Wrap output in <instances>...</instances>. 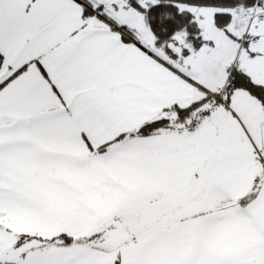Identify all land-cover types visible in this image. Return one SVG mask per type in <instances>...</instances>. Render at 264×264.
<instances>
[{
	"label": "snow or ice",
	"instance_id": "6c2138e0",
	"mask_svg": "<svg viewBox=\"0 0 264 264\" xmlns=\"http://www.w3.org/2000/svg\"><path fill=\"white\" fill-rule=\"evenodd\" d=\"M0 264H264V0H0Z\"/></svg>",
	"mask_w": 264,
	"mask_h": 264
}]
</instances>
